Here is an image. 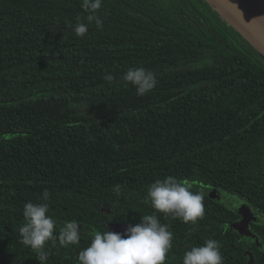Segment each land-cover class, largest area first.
Masks as SVG:
<instances>
[{
	"label": "trees",
	"instance_id": "16d2710c",
	"mask_svg": "<svg viewBox=\"0 0 264 264\" xmlns=\"http://www.w3.org/2000/svg\"><path fill=\"white\" fill-rule=\"evenodd\" d=\"M81 4L0 0V264H41L19 230L45 189L57 235L66 221L89 229L78 246L46 245L45 264H78L92 233L153 214L147 188L167 176L201 193L205 214L155 213L173 233L165 264L206 239L224 264H264V54L211 0H103V29L84 37ZM131 67L156 76L145 96L123 80ZM212 190L262 223L243 234Z\"/></svg>",
	"mask_w": 264,
	"mask_h": 264
},
{
	"label": "clouds",
	"instance_id": "9594fccd",
	"mask_svg": "<svg viewBox=\"0 0 264 264\" xmlns=\"http://www.w3.org/2000/svg\"><path fill=\"white\" fill-rule=\"evenodd\" d=\"M103 0H82L81 7L86 17L75 25V34L84 37L89 26L95 24L103 29V20L97 13ZM114 82L111 74L104 76ZM123 80L136 88L138 96H145L157 85L153 72L143 67H131L123 74ZM116 196L122 194V186L115 185ZM50 193L44 190L40 203L27 202L23 206L25 223L20 227L21 242L37 253V259L45 264L48 259L46 245L56 246L57 240L63 247L78 246L82 225L77 221H66L56 234V221L48 215ZM146 201L153 214L141 217L140 223L128 226L123 233L110 231L94 232L90 244L78 253V264H165L173 247V233L169 225L162 224L155 213H162L185 224L195 225L203 219L205 210L203 195L191 191V185L173 176L156 179L147 188ZM221 244L215 239H206L200 246L184 252L182 264H224Z\"/></svg>",
	"mask_w": 264,
	"mask_h": 264
},
{
	"label": "water",
	"instance_id": "95a60500",
	"mask_svg": "<svg viewBox=\"0 0 264 264\" xmlns=\"http://www.w3.org/2000/svg\"><path fill=\"white\" fill-rule=\"evenodd\" d=\"M213 2V0H211ZM231 1L236 8H238L243 16L245 17L246 22L251 29V32L258 35L259 40H255L249 32L244 30H239L235 27L238 31L243 33L246 38L264 54V0H229ZM214 3V2H213ZM215 6L222 12L224 18L231 24L234 25L233 22L230 21V18H226L227 13L223 7H220L217 2L214 3ZM226 15V16H225ZM250 31V30H249ZM209 197L212 198L215 202L223 205L229 211L236 213L242 220L238 222L236 228L241 231L243 234H247V218L251 215L248 207L243 204L241 201L221 193L219 191L212 190L209 192ZM82 230L89 231V229L85 226H82Z\"/></svg>",
	"mask_w": 264,
	"mask_h": 264
},
{
	"label": "bare ground",
	"instance_id": "6f19581e",
	"mask_svg": "<svg viewBox=\"0 0 264 264\" xmlns=\"http://www.w3.org/2000/svg\"><path fill=\"white\" fill-rule=\"evenodd\" d=\"M216 2L220 7H223L224 10H226L227 17L230 18V20L234 24L241 26L244 30L249 32V34L252 33L251 36L255 40H259L258 35L251 32V29L249 28V25L246 22L245 17L243 16L242 12L238 8H236L235 5L231 1H229V0H216Z\"/></svg>",
	"mask_w": 264,
	"mask_h": 264
},
{
	"label": "flooded vegetation",
	"instance_id": "af4514ba",
	"mask_svg": "<svg viewBox=\"0 0 264 264\" xmlns=\"http://www.w3.org/2000/svg\"><path fill=\"white\" fill-rule=\"evenodd\" d=\"M253 214V215H252ZM251 215H249V217L247 218V231L248 230H250V227L252 226L251 225V220H254L255 218H256V220L254 221V222H260V223H262V219L260 218V217H258V216H255L254 215V213H252ZM242 220V217H240L238 220H237V224H238V222L239 221H241Z\"/></svg>",
	"mask_w": 264,
	"mask_h": 264
},
{
	"label": "rangeland",
	"instance_id": "374dc122",
	"mask_svg": "<svg viewBox=\"0 0 264 264\" xmlns=\"http://www.w3.org/2000/svg\"><path fill=\"white\" fill-rule=\"evenodd\" d=\"M213 2L215 3L216 2V0H213ZM226 16V15H225ZM226 18H228L227 16H226ZM231 21V20H230ZM232 22V21H231ZM233 26H235V27H237L239 30H242V28H240L238 25H236V24H234ZM0 139H1V137H0Z\"/></svg>",
	"mask_w": 264,
	"mask_h": 264
}]
</instances>
